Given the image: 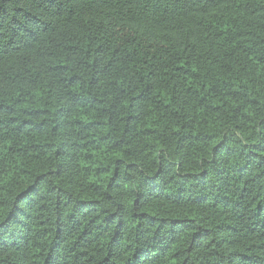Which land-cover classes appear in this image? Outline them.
<instances>
[{
	"label": "trees",
	"instance_id": "obj_1",
	"mask_svg": "<svg viewBox=\"0 0 264 264\" xmlns=\"http://www.w3.org/2000/svg\"><path fill=\"white\" fill-rule=\"evenodd\" d=\"M0 264H264V0H0Z\"/></svg>",
	"mask_w": 264,
	"mask_h": 264
}]
</instances>
